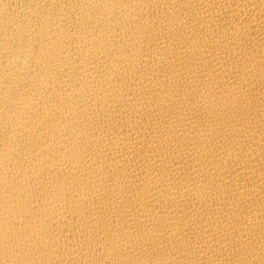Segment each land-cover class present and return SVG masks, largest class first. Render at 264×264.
Wrapping results in <instances>:
<instances>
[{
    "label": "bare ground",
    "instance_id": "6f19581e",
    "mask_svg": "<svg viewBox=\"0 0 264 264\" xmlns=\"http://www.w3.org/2000/svg\"><path fill=\"white\" fill-rule=\"evenodd\" d=\"M0 264H264V0H0Z\"/></svg>",
    "mask_w": 264,
    "mask_h": 264
}]
</instances>
